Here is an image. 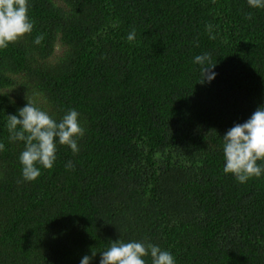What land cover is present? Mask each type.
I'll use <instances>...</instances> for the list:
<instances>
[{
  "label": "trees",
  "instance_id": "trees-1",
  "mask_svg": "<svg viewBox=\"0 0 264 264\" xmlns=\"http://www.w3.org/2000/svg\"><path fill=\"white\" fill-rule=\"evenodd\" d=\"M28 15L32 33L0 49V264H99L116 240L176 264H264V173L223 171V136L264 106V8L29 0ZM205 53L216 76L201 84ZM28 100L57 122L75 109L85 128L35 181L7 128Z\"/></svg>",
  "mask_w": 264,
  "mask_h": 264
},
{
  "label": "clouds",
  "instance_id": "clouds-1",
  "mask_svg": "<svg viewBox=\"0 0 264 264\" xmlns=\"http://www.w3.org/2000/svg\"><path fill=\"white\" fill-rule=\"evenodd\" d=\"M214 2V0H213ZM253 8H264V0H248ZM29 0H0V49H6L10 43H16L25 35H30L34 21L28 15ZM249 19L251 15L249 14ZM213 26L206 25L209 38L214 39ZM135 29L128 35V40L135 39ZM43 36H37L34 43L40 44ZM195 63L201 65L199 83L211 82L215 78L216 63L211 54L197 55ZM79 113L70 109L57 122L33 105L31 101L18 110V116L8 115L7 128L11 141L24 143V150L19 156L22 164V177L25 181H35L41 175L42 166L52 169L57 159V142L69 146L73 154L79 152L78 141L85 135V128L80 124ZM5 145L0 143V151ZM223 153L225 158L224 173H231L240 183L259 178L264 173V106L258 107L244 123H237L223 136ZM75 165L69 161L67 169ZM84 255L80 264H90L95 257ZM151 256L152 264H176L173 255L154 244L132 241H112L107 250L102 251L99 264H146L144 257Z\"/></svg>",
  "mask_w": 264,
  "mask_h": 264
}]
</instances>
